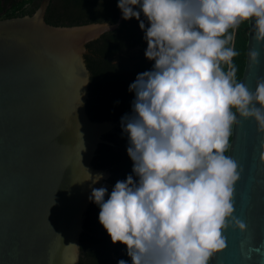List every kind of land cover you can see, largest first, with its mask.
Returning a JSON list of instances; mask_svg holds the SVG:
<instances>
[{
	"label": "clouds",
	"instance_id": "1",
	"mask_svg": "<svg viewBox=\"0 0 264 264\" xmlns=\"http://www.w3.org/2000/svg\"><path fill=\"white\" fill-rule=\"evenodd\" d=\"M117 8L122 19L138 20L154 63L129 84L133 114L121 118L132 174L107 199L104 186L88 199L130 264H209L226 247L225 230L246 228L233 215L240 172L227 153L238 117L264 133V77L254 89L238 78L235 33L247 25L264 44V0H118ZM258 55L250 49L248 61Z\"/></svg>",
	"mask_w": 264,
	"mask_h": 264
},
{
	"label": "water",
	"instance_id": "2",
	"mask_svg": "<svg viewBox=\"0 0 264 264\" xmlns=\"http://www.w3.org/2000/svg\"><path fill=\"white\" fill-rule=\"evenodd\" d=\"M50 0L31 15L0 19V264H80V237L93 187H114L111 171L93 161L118 124L87 113L91 73L87 45L114 23L54 26L45 21ZM108 26V27H107ZM259 52L257 62L247 52ZM264 77V44L248 31L241 77L250 88ZM252 119H237L228 155L238 165L226 247L209 264H264V163ZM103 173L95 184L86 179Z\"/></svg>",
	"mask_w": 264,
	"mask_h": 264
},
{
	"label": "trees",
	"instance_id": "3",
	"mask_svg": "<svg viewBox=\"0 0 264 264\" xmlns=\"http://www.w3.org/2000/svg\"><path fill=\"white\" fill-rule=\"evenodd\" d=\"M117 2L118 0H50L45 21L54 26L90 22L114 24L121 17ZM39 3L40 0H0V19L31 15ZM140 18H144L143 14ZM147 26L146 22L145 27ZM248 31V26L242 24L235 33V47L239 51V55L234 58L238 66V78L242 77L245 67ZM143 37L144 31L139 28L137 19H122L115 30L105 32L87 45L91 53L85 56L91 73L87 113L92 120H110L118 124L114 132L105 136L113 145H99L93 161L95 167L111 171L108 180L113 185L117 180H124L127 175L132 174L133 162L127 152H122L120 148L127 135L123 131L121 118L133 114L135 91H129V84L138 73L150 70L154 63L144 56L147 44ZM131 48H137L138 54L130 68L126 69L123 59L120 62L119 58ZM109 194L106 192L105 199ZM99 210V206L91 202L84 225L87 230H93V233H88V236L86 233L82 234L80 264H117L120 259L129 261L130 264L125 246L108 240L109 236L98 222ZM91 226L103 230L96 234L98 229L94 231Z\"/></svg>",
	"mask_w": 264,
	"mask_h": 264
},
{
	"label": "rangeland",
	"instance_id": "4",
	"mask_svg": "<svg viewBox=\"0 0 264 264\" xmlns=\"http://www.w3.org/2000/svg\"><path fill=\"white\" fill-rule=\"evenodd\" d=\"M40 2H41V0H40ZM137 54H138V49L137 48H131V49L126 50V52L121 55L119 60H121L120 62H122V59H123V62L126 65L125 67H126V69H128V68H130V65L133 63L135 58L137 57ZM119 60H117V61H119ZM114 63H116V61ZM128 146H129V142H128V134H127L125 143L120 145V148L123 150L122 152H127ZM91 227L94 228V231H96V229H98L96 234L101 233L103 230V229H99V227H97V226H91ZM84 229H85V226H84ZM85 231L89 234L93 233V230L91 231V230L85 229ZM81 236H82V234H81ZM80 240H81V237H80ZM108 240H110L109 237H108ZM81 255H82V251H81V243H80V259H81Z\"/></svg>",
	"mask_w": 264,
	"mask_h": 264
},
{
	"label": "flooded vegetation",
	"instance_id": "5",
	"mask_svg": "<svg viewBox=\"0 0 264 264\" xmlns=\"http://www.w3.org/2000/svg\"><path fill=\"white\" fill-rule=\"evenodd\" d=\"M40 4V3H39ZM37 9V8H36ZM87 217V216H86ZM86 221V220H85ZM85 226V225H84ZM86 229V228H85ZM86 234H87V236L89 235L87 232H86ZM81 238H82V236H81ZM80 242H81V240H80Z\"/></svg>",
	"mask_w": 264,
	"mask_h": 264
}]
</instances>
